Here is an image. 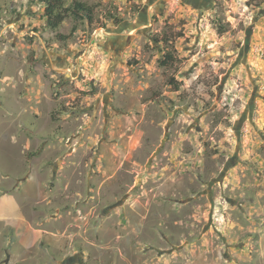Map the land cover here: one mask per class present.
Segmentation results:
<instances>
[{"label": "rangeland", "instance_id": "374dc122", "mask_svg": "<svg viewBox=\"0 0 264 264\" xmlns=\"http://www.w3.org/2000/svg\"><path fill=\"white\" fill-rule=\"evenodd\" d=\"M73 1L0 0V264H264V0Z\"/></svg>", "mask_w": 264, "mask_h": 264}, {"label": "trees", "instance_id": "16d2710c", "mask_svg": "<svg viewBox=\"0 0 264 264\" xmlns=\"http://www.w3.org/2000/svg\"><path fill=\"white\" fill-rule=\"evenodd\" d=\"M44 6V18L45 28L56 32V40L59 42H67L73 38L74 33L77 31V27H73L69 34H62L58 32L61 25L68 19H74L80 22H86L93 24L96 22V11L95 9L82 2L73 1L68 4L69 0H39ZM119 23V22H116ZM157 43H163L169 45L170 40L168 37L162 36L156 39ZM175 61L173 53L168 51L163 56L161 62L163 66H171Z\"/></svg>", "mask_w": 264, "mask_h": 264}, {"label": "crops", "instance_id": "0c3cea01", "mask_svg": "<svg viewBox=\"0 0 264 264\" xmlns=\"http://www.w3.org/2000/svg\"><path fill=\"white\" fill-rule=\"evenodd\" d=\"M19 209H20V207H19ZM4 212H5V210L2 208V210H1V214H4Z\"/></svg>", "mask_w": 264, "mask_h": 264}, {"label": "flooded vegetation", "instance_id": "af4514ba", "mask_svg": "<svg viewBox=\"0 0 264 264\" xmlns=\"http://www.w3.org/2000/svg\"><path fill=\"white\" fill-rule=\"evenodd\" d=\"M193 1H197V0H193Z\"/></svg>", "mask_w": 264, "mask_h": 264}]
</instances>
